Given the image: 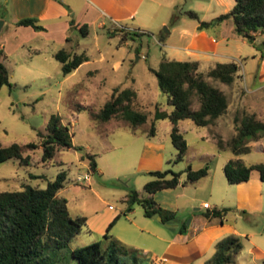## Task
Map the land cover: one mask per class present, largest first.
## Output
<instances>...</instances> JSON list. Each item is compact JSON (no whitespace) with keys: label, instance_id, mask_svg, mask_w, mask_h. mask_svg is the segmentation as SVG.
Masks as SVG:
<instances>
[{"label":"crops","instance_id":"1","mask_svg":"<svg viewBox=\"0 0 264 264\" xmlns=\"http://www.w3.org/2000/svg\"><path fill=\"white\" fill-rule=\"evenodd\" d=\"M218 5L223 6V10H218ZM233 5L234 1L228 0H7V2L0 0V20H3L0 29V61L8 70L10 82L16 85L25 86L30 81L39 78L51 79L53 73L57 74L59 68L61 70V64L54 57V53L59 49L77 53L74 46L78 45L79 39L76 35L72 36L71 33L74 31L80 34L79 27L86 24L87 35L93 30L95 37H97L98 30H105L111 35L118 34L120 40L123 33L130 31L147 33H155L156 31L158 41L163 42L168 47L166 58L197 61L199 70L206 72L216 63L241 61L239 58V40L241 37L234 32L232 19L228 18L220 24L202 29L198 27L200 21H210L219 14L229 11ZM188 10L194 11L198 18L189 17L185 13ZM23 18H35L44 29L36 30L30 25H17L16 22ZM71 20L73 25L70 26ZM168 22L173 24L168 26ZM163 25L168 26L166 33L160 30ZM125 37L124 43L127 45L128 34ZM262 39H264V33H257L256 40ZM73 41H75V45ZM230 43L235 44L236 49L234 51L229 46ZM257 57L260 58L256 66L253 64V70L249 71L246 77L243 75L249 84V97L245 96L238 87V81L242 78L241 73L240 75L238 73L239 76L232 84H225V87H222L223 83L217 82L228 99L227 112L213 123L204 126L205 129L197 130V137L200 140H209L214 144L215 154L197 151L196 155L191 156L189 148L187 149L183 160L192 169L203 167L205 160L209 157L216 159L214 164L210 165L208 174L194 183H183L186 179L185 169L179 170L181 182L176 187L171 188L174 189L175 194L171 195L172 199L164 201L166 195L162 196L158 191L152 194L153 199L162 208L175 211V213L182 209H190L193 206L195 211H199L192 213L191 220L184 231H180L181 225L177 222L173 225H167L156 218L146 217L143 210H137L134 206L128 208L126 201L130 189H136L140 197L150 196L143 190L144 184L152 180L150 172L162 170L165 163L173 162L176 150L175 154H170L168 157L166 155L168 148L166 143L156 139L157 136H148L147 134L143 137L130 135L129 138H125L120 143L115 139L119 134H115L117 129L123 126L114 121L104 122L105 124L101 128V150L93 153L87 147L84 154L89 152L94 155L96 160L94 172L97 174V178L99 177L102 181H105L106 175H108L106 166L109 164L112 166L113 163L114 173L122 170L121 173L123 172L122 174L126 176L135 173L144 174V178L139 180L138 184L126 185V190L121 195V201L125 203L126 208L109 204L100 188L101 180L98 181L91 175L90 179L83 184L82 181L77 182L75 180L78 175L92 172L88 160L83 159L82 156L81 163L85 171L83 174L77 173L71 180L72 185H70L74 192L82 195L81 208L72 207L71 209L70 203L73 198L62 196L64 191L70 187L64 185L58 191V196L66 199L69 214L72 217L84 216L86 229L99 236H103L107 232L109 223L118 216L108 233L127 247L137 248L143 253L156 255L158 264H205L212 256L216 242L222 237L228 234L243 236L244 232L239 230L235 222H229L225 219L227 210L234 206L245 208L251 205V198L257 202L259 209H264V185L261 183L263 181L259 179L256 173H253L250 179L237 184V188L243 190V200L238 198L239 191L236 192L235 197L233 185L228 183L222 169L225 163L232 158H240L243 162L244 160L241 155L236 156L229 149L218 150L216 138L220 136L223 140H228L234 135L235 115L242 117L245 114L254 113L258 118L264 120V105H260L256 101L255 95L264 88V55L261 56L260 54ZM99 60H104V56L102 55ZM89 61L87 55V60L71 73L64 75V78L73 76L83 64ZM122 61L121 54L120 59L114 62L115 67L120 66ZM91 71L97 73L99 69L90 70V76H92ZM100 84V82L91 81L83 87L90 89ZM116 87L119 86H112L111 93ZM136 99L137 107L147 112L150 119H153L156 107L159 110H165L158 106L153 98L144 97L141 99L137 94ZM93 104L94 101L87 104L86 107L89 108ZM149 106H153V112L149 110ZM193 108H197V105ZM61 120L65 124L62 118ZM94 120L97 122L96 119ZM185 120L178 123L181 133L185 131L182 126ZM186 124L190 129L196 130L192 125L193 122ZM167 128L170 136L171 122ZM108 132L114 134L113 139L109 138ZM72 144L74 145L73 140ZM251 145L250 152L259 151L264 154V138L253 141ZM116 148L120 149L122 156L127 157L135 151V160H126L122 164L118 160L116 162L110 161L108 165L106 162L102 164L101 159L104 154ZM222 154H225V160L219 163L218 158L223 156ZM171 155L173 158H170ZM193 161H196V164ZM217 168L220 171L216 177ZM70 193L72 194L73 190ZM248 199L250 200L249 203H247ZM209 200L210 202H208ZM205 202L211 203L210 208L202 206ZM213 210L220 211V215H206Z\"/></svg>","mask_w":264,"mask_h":264},{"label":"trees","instance_id":"2","mask_svg":"<svg viewBox=\"0 0 264 264\" xmlns=\"http://www.w3.org/2000/svg\"><path fill=\"white\" fill-rule=\"evenodd\" d=\"M189 17L197 19V14L188 10ZM232 19L234 32L249 42L261 56L264 55V39L256 40L257 33H264V0H234L232 8L219 14L210 21H200L199 28L220 24L225 19ZM17 25H30L36 30L44 27L35 18H23ZM73 21H70V26ZM123 31V30H122ZM82 36L88 33L87 25L79 27ZM133 35H143L144 32L130 31L123 33L121 41ZM123 39V40H122ZM1 54V51H0ZM54 57L61 64V72L67 75L87 60L85 52L71 53L59 49ZM239 66L235 61L216 63L206 72L199 70V63L194 60H171L163 57L157 68H150L156 76L160 90L167 95L172 110L167 112L155 108L148 136L155 134V121L169 119L171 122L170 139L176 150L173 162L184 159L188 145L179 131L178 123L189 119L199 127L213 123L218 117L227 112L228 99L217 84L210 79L223 84H232L239 73ZM239 73V75H238ZM9 87L8 70L0 61V88ZM137 94L131 88L113 89L110 98L97 112H91L94 119L101 122L109 121L119 114L127 124L133 128L143 124L148 119L147 112L137 107ZM197 100V108H193V100ZM235 133L228 140L220 136L216 138L218 150L229 149L234 155H242L251 151L253 141L264 138V120L254 113L242 117L235 115ZM40 142L0 144V162L17 159L20 165H31L30 154L26 150L42 148L43 162L54 157L56 148L75 147L68 125L64 124L59 115H52L45 128V133H39ZM83 159H87L92 172L96 170V160L93 154L86 152ZM224 173L230 184H238L250 179L256 173L264 182V163L246 164L240 158H232L224 165ZM208 164L198 169L186 167V179L183 183H194L206 176ZM154 177L144 184L143 190L150 196L140 197L136 189H130L127 195L128 206L135 203L141 205L144 215L152 217L158 213L162 222L176 223L175 211L162 208L152 197L159 190L171 189L181 182V172L171 168L151 171ZM31 177L43 176L30 174ZM45 179V178H43ZM66 172L60 171L52 180H47L45 187L24 184L20 190L0 191V264H158L156 256H148L140 249L127 247L109 233V228L115 219L109 223L103 238L107 244L102 247L99 241L90 244L68 248L70 239L78 234L82 228H87L84 216L72 217L69 214L65 198L58 196V191L64 187ZM207 216H219L220 211L213 210ZM186 224H181L180 231H184ZM242 249V242L238 235L228 234L218 240L212 256L205 264H233L235 256ZM261 264H264L261 263Z\"/></svg>","mask_w":264,"mask_h":264},{"label":"rangeland","instance_id":"3","mask_svg":"<svg viewBox=\"0 0 264 264\" xmlns=\"http://www.w3.org/2000/svg\"><path fill=\"white\" fill-rule=\"evenodd\" d=\"M227 1V0H224ZM234 1V0H228ZM223 6L218 5V10H223ZM173 23L168 22V26ZM168 26L163 25L160 30L165 32L168 30ZM98 36L95 37V31H91L87 36L82 37L79 33L72 31V36H77L79 39L78 45L74 43V50L77 53L85 52L88 55L90 61L83 64L77 72L69 77L64 78L60 68L57 74L53 73L51 79L39 78L34 79L25 86H20L12 83L9 87L4 85L0 88V144L3 146L10 145L11 143H26V142H40L41 137L39 133H45L46 125L49 118L52 115H59L68 125L72 140L75 147H62L56 148L54 157L46 162L41 159L42 148L39 147L35 150H26L25 154H30L31 165H20L17 159H9L0 162V191H14L20 190L24 184H30L32 186L45 187L47 180L55 178L56 174L60 171L66 172L65 186H68V190H65L63 195L66 197H72V207L81 208L82 195H78L74 192L72 186V179L77 173L83 174L85 171L81 163V157L84 155L85 149L88 147L93 153H97L102 147V131L101 128L105 124L97 120L91 115V112H97L103 102L110 98L112 86L118 85L120 88H131L136 91L141 99L153 98V101L161 108L171 111L172 106L168 104L167 95L163 93L157 84L156 76L150 71V68H157L160 60L166 56L168 47L158 41V36L155 33L144 32L143 35L128 36L127 45L124 40H120L118 34L111 35L105 30H98ZM239 58L242 65L239 67V73L242 78L238 81V87L247 97L250 96L249 84L245 81L244 77L247 76L249 71L253 70V64L256 66L260 57V52L253 48L249 42L240 38L239 40ZM229 46L236 49L235 44L230 43ZM122 54L123 61L117 68L114 62L120 59ZM104 56V60L100 61L99 58ZM256 56V58H254ZM255 68V67H254ZM99 69L97 73L90 70ZM95 73V74H94ZM244 75V77H243ZM104 79V80H103ZM100 82L99 86H93L90 89H86L83 86L89 82ZM213 84H217L216 81L210 79ZM103 82V83H102ZM79 83V84H77ZM77 84V85H76ZM76 85V87H75ZM225 84H222V87ZM256 101L260 105H264V88L260 89L256 94ZM147 100V99H146ZM94 101L92 106L86 107L87 104ZM197 105V100L194 98L193 106ZM153 112V106L148 107ZM117 122L122 125L117 129L118 135L116 140L123 141L125 138H129L130 135L137 137H143L147 134V131L151 125V119L148 118L146 122L133 128L127 124L125 120L121 118L119 114L113 116L109 122ZM186 123L192 122L186 119L183 122L182 135L187 141L189 148V154L191 156L196 155L197 151L207 152L208 154H215V146L209 141L200 140L197 137V130L205 129V127H199L194 124L193 127L196 130L190 129ZM169 119H161L155 121V134L162 143H166L167 150L166 155L175 154V148L172 145L169 129ZM125 125V126H124ZM109 138L113 139L111 132H108ZM134 148H137L134 146ZM218 148V147H217ZM218 158V162L221 163L225 160V154ZM244 162L251 163H264V154L259 151L248 152L241 155ZM135 151L131 156H122L120 149L116 148L104 154L101 159V163H110V161L116 162L117 160L122 164L126 160H135ZM170 158H173L171 155ZM216 159L207 158L205 164L213 165ZM196 164V161H193ZM187 167V163L184 160L179 162L165 163L164 169L171 168L172 170L179 172ZM224 168V167H223ZM162 169V170H164ZM114 163L112 166H106L105 181H102L95 172H90V175L97 178L100 181V188L104 193V198L108 200L109 204L119 205L126 208L124 202L121 201V195L126 190V185L138 184L139 180L144 178V174L130 173L126 176L121 173L122 170H118V173H114ZM132 170V168H131ZM216 170V177L218 176ZM224 171V169H222ZM221 171V172H222ZM132 172V171H131ZM223 173V172H222ZM30 174L41 175L42 178L31 177ZM225 175V173H224ZM146 176V175H145ZM226 177V176H225ZM45 178V179H43ZM154 177L152 176V179ZM227 180V179H226ZM85 181H82V184ZM229 183V182H228ZM250 183V182H249ZM264 185V182H261ZM230 184V183H229ZM233 190L239 191L238 198L243 200V190L237 188V184H232ZM73 190L71 194L70 191ZM174 189H164L158 192L164 196V201L172 199L171 195L174 194ZM173 193V194H170ZM244 194H246L244 192ZM171 196V197H169ZM61 197V196H60ZM62 197V198H64ZM234 197V200L236 199ZM163 198V197H162ZM249 199L247 203H249ZM251 205L244 207L234 206L227 210L225 219L229 222H235L239 230L244 232L243 236H240L242 242V249L235 256L233 264H261L264 262V209H259L257 202L251 198ZM210 202V200L208 201ZM211 204V203H210ZM128 206V205H127ZM137 210H143L138 203L133 204ZM132 206H128L131 208ZM95 208V207H93ZM88 210V208H87ZM199 212L194 210V206L190 209H182L176 213L177 224H186L191 220L192 213ZM173 225V224H167ZM94 241H99L104 247L107 244V240L103 236H99L86 228H82L81 231L74 235L68 244V248H76L90 244ZM148 256H156L152 253H147ZM70 264H74L71 262Z\"/></svg>","mask_w":264,"mask_h":264},{"label":"built area","instance_id":"4","mask_svg":"<svg viewBox=\"0 0 264 264\" xmlns=\"http://www.w3.org/2000/svg\"><path fill=\"white\" fill-rule=\"evenodd\" d=\"M234 61L238 64L239 67L242 65L240 60H234ZM89 179H90V172L85 173L83 175H78L75 180L77 182H81V181H88ZM202 206L204 208H210V204L208 202L203 203Z\"/></svg>","mask_w":264,"mask_h":264},{"label":"water","instance_id":"5","mask_svg":"<svg viewBox=\"0 0 264 264\" xmlns=\"http://www.w3.org/2000/svg\"><path fill=\"white\" fill-rule=\"evenodd\" d=\"M5 2H7V0H5ZM2 24H3V20H0V29H1V27H2ZM152 217H153V218H156V219L159 220V221L162 220V217H161L158 213L153 214ZM187 224H189V222H188Z\"/></svg>","mask_w":264,"mask_h":264}]
</instances>
